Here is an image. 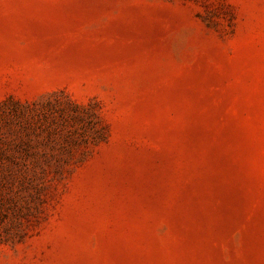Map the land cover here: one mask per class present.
I'll return each instance as SVG.
<instances>
[{
	"label": "rangeland",
	"instance_id": "1",
	"mask_svg": "<svg viewBox=\"0 0 264 264\" xmlns=\"http://www.w3.org/2000/svg\"><path fill=\"white\" fill-rule=\"evenodd\" d=\"M0 264H264V0H0Z\"/></svg>",
	"mask_w": 264,
	"mask_h": 264
}]
</instances>
